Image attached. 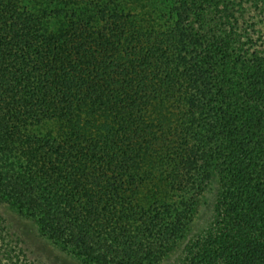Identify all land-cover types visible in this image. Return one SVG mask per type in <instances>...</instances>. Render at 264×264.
<instances>
[{
    "label": "trees",
    "instance_id": "16d2710c",
    "mask_svg": "<svg viewBox=\"0 0 264 264\" xmlns=\"http://www.w3.org/2000/svg\"><path fill=\"white\" fill-rule=\"evenodd\" d=\"M3 208L80 264H264V0H0V264H35Z\"/></svg>",
    "mask_w": 264,
    "mask_h": 264
},
{
    "label": "rangeland",
    "instance_id": "374dc122",
    "mask_svg": "<svg viewBox=\"0 0 264 264\" xmlns=\"http://www.w3.org/2000/svg\"><path fill=\"white\" fill-rule=\"evenodd\" d=\"M216 192L217 186L213 182L200 197L193 228L195 229V232H200L201 235L205 233L211 221ZM3 211L5 212L10 230L14 232L22 241L23 247L27 251L29 258L33 260L35 264H80L73 258L60 252L51 243L40 238L33 224L19 217L10 210L3 208ZM215 222L213 227L218 229V231H214L213 233H215L216 236H220V232L224 231L225 227L221 224V218ZM1 258L2 256L0 253V259ZM1 264H4V261H2ZM168 264H176V259L171 257Z\"/></svg>",
    "mask_w": 264,
    "mask_h": 264
}]
</instances>
